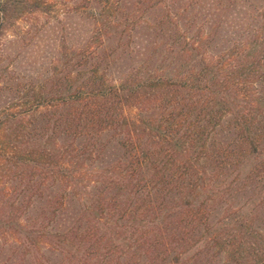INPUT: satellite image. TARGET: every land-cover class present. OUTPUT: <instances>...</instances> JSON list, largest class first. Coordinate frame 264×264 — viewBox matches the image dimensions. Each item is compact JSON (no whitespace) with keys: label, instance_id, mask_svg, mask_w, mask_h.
Here are the masks:
<instances>
[{"label":"trees","instance_id":"obj_1","mask_svg":"<svg viewBox=\"0 0 264 264\" xmlns=\"http://www.w3.org/2000/svg\"><path fill=\"white\" fill-rule=\"evenodd\" d=\"M223 1L100 0L96 16L87 0L81 47L46 68L23 56L31 144L16 166L35 215L4 221L17 261L264 264V0L230 39L237 0ZM29 2L0 0V34Z\"/></svg>","mask_w":264,"mask_h":264},{"label":"rangeland","instance_id":"obj_2","mask_svg":"<svg viewBox=\"0 0 264 264\" xmlns=\"http://www.w3.org/2000/svg\"><path fill=\"white\" fill-rule=\"evenodd\" d=\"M33 1L35 0L29 3L35 4L36 2ZM40 1L42 2L38 9L35 6L25 8V17L11 18L0 34V264H4L6 259L9 262L17 261L15 254L18 253L14 235L6 230L8 226L4 225V221L6 219L10 221L9 230L13 231L17 221L28 220L35 215L31 206V189L23 188L21 172L16 166L17 157H29V152L23 148L31 144L33 106L29 101L32 97L34 74L32 69L22 62L23 56L31 58V52L40 53L39 57L37 56L39 63H43L42 66L46 68L52 61L59 60L66 45L81 47L82 31L93 26L90 18L84 23L85 20L81 22V18L76 15L79 10L75 8L87 6L89 3L87 0ZM99 1L91 0L93 3L90 12H94L96 16L101 11ZM188 1H190L189 5L184 4L185 6L190 9L195 5L197 10L202 8V13L213 11L210 7H215L214 3L218 5L221 1L226 7L228 2L208 0L209 2L202 3V0L197 4L199 0ZM254 2L259 1L237 0L234 8H230L229 13L224 16L226 21L223 24V31L226 39H230V36L240 37L238 31L241 25L240 17L254 11L252 6ZM69 7L75 12L72 10L69 12ZM12 10L18 12L17 9ZM69 33L76 36L71 38ZM232 43L233 40L230 41V44ZM38 46H41L39 50ZM19 51H23V54L15 59ZM35 59L36 57H33V60ZM124 113L131 119L137 118L138 108L125 106ZM17 263L21 264L19 261Z\"/></svg>","mask_w":264,"mask_h":264}]
</instances>
